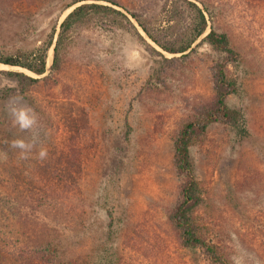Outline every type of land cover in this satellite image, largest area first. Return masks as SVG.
<instances>
[{
    "label": "rangeland",
    "instance_id": "1",
    "mask_svg": "<svg viewBox=\"0 0 264 264\" xmlns=\"http://www.w3.org/2000/svg\"><path fill=\"white\" fill-rule=\"evenodd\" d=\"M73 1L0 0L1 54L25 60L52 41L42 75L0 64V227L7 244L43 234L62 251L51 264H210L201 249L181 246L168 216L184 184L173 142L182 124L200 119L214 101L212 72L222 55L203 41L212 27L238 53L226 68L239 92L226 104L242 111L247 135L213 123L191 146L200 200L192 221L231 264H264V0H187L203 11L207 30L173 64L149 52L122 17L88 15L64 33L56 66L60 24L81 4L111 7L139 31L129 13L158 30L169 25L172 10L184 12L173 30L191 19L177 0H82L69 7ZM150 46L165 58L181 56ZM12 73L35 80L25 82L29 101H21L38 117L28 159L9 147L30 139L6 111L21 88ZM40 147L46 159L38 158ZM5 245L0 264H11Z\"/></svg>",
    "mask_w": 264,
    "mask_h": 264
},
{
    "label": "trees",
    "instance_id": "2",
    "mask_svg": "<svg viewBox=\"0 0 264 264\" xmlns=\"http://www.w3.org/2000/svg\"><path fill=\"white\" fill-rule=\"evenodd\" d=\"M82 0H74L70 5H74ZM180 1L186 8L185 13L191 15V19L187 25H178L176 16H182L184 12L172 10L170 12L167 23L169 24L163 29H154L150 24L143 20L140 16L134 13H129L130 17L137 23L140 30L143 31L145 36L162 52L176 56L181 55L180 58H165L162 53L158 52L152 46L148 45L138 30L131 24L128 18L121 12L112 9L111 7L101 4H81L75 7L61 22L60 32L54 47V60L53 65L57 64L58 46L63 40L64 33L68 31L74 24L79 23L84 17L88 15H97L106 12L114 13L127 21L130 29L135 31L137 37L145 43L149 52L157 55L162 62L166 64H173L178 59L187 58L193 51L192 45L199 39L207 30V20L203 11L194 3L187 0ZM67 6V7H68ZM182 18V17H181ZM186 20V19H185ZM171 23V24H170ZM203 41L212 48L217 54L222 55V58L214 66L213 75V90L215 93L213 104L208 109H204L201 113L200 119L189 120L182 124L175 140L173 142V165L175 172L184 179V184L180 190L179 200L173 207L168 218L174 228L177 230L178 237H180L181 246L190 251L201 249L202 254L210 264H231L219 248L210 244L202 239L192 221V214L196 207L199 205V195L197 182L193 174V163L190 156V148L194 142L199 139L209 125L213 123L224 122L230 126L232 131L239 137L247 135L245 126V119L240 109L231 108L226 104V98L229 95H236L239 92V86L236 80L228 76L227 63H237L238 53L230 46V41L225 33H219L210 27L209 32L205 35ZM52 45L49 41L45 48L42 50L31 53L30 58L22 60V56H12L0 53V63L11 67H21L33 73L34 75H42L46 72V58L47 50ZM20 57V58H19ZM159 62V61H158ZM57 66V65H56ZM55 68V67H54ZM23 73V72H22ZM22 73H12L11 75L20 80L19 99L22 102H28L29 99L25 96L24 88L25 82H35L33 78H29ZM25 74V73H24ZM96 206L101 201H96ZM103 204V203H102ZM3 227H0V254L4 252V244L7 247L9 255L14 257L11 264H16L20 261L21 264H33L34 261L52 263V258L57 254L60 255L62 251L57 250L55 243H49L43 234H36L34 238L24 239L23 241L12 242L7 244L5 241V234ZM18 243L25 244L27 248L24 251H17ZM17 251V252H16ZM6 252V251H5ZM16 252V253H15ZM7 253V252H6ZM22 253V254H21ZM47 253V254H46ZM19 254H21L19 256ZM54 254V255H53ZM34 256V258L32 257Z\"/></svg>",
    "mask_w": 264,
    "mask_h": 264
},
{
    "label": "clouds",
    "instance_id": "3",
    "mask_svg": "<svg viewBox=\"0 0 264 264\" xmlns=\"http://www.w3.org/2000/svg\"><path fill=\"white\" fill-rule=\"evenodd\" d=\"M6 111L14 128L30 134V139L27 140L23 138L11 140L9 147L19 150L20 159H28L38 143V117L29 106L23 104L19 99L10 101L6 105ZM47 155V150L40 147L38 158L43 160L47 158Z\"/></svg>",
    "mask_w": 264,
    "mask_h": 264
},
{
    "label": "water",
    "instance_id": "4",
    "mask_svg": "<svg viewBox=\"0 0 264 264\" xmlns=\"http://www.w3.org/2000/svg\"><path fill=\"white\" fill-rule=\"evenodd\" d=\"M70 13V12H69ZM68 13V14H69ZM139 28V27H138ZM140 29V28H139ZM139 31V30H138ZM139 33H140V35H142L147 41H148V43L150 44V45H153V46H155L146 36H145V34L143 33V31L142 30H140L139 31ZM156 47V46H155ZM158 50H160L158 47H156ZM1 64V63H0Z\"/></svg>",
    "mask_w": 264,
    "mask_h": 264
},
{
    "label": "bare ground",
    "instance_id": "5",
    "mask_svg": "<svg viewBox=\"0 0 264 264\" xmlns=\"http://www.w3.org/2000/svg\"><path fill=\"white\" fill-rule=\"evenodd\" d=\"M1 65H3V64H1ZM3 66L8 67V65H3Z\"/></svg>",
    "mask_w": 264,
    "mask_h": 264
}]
</instances>
